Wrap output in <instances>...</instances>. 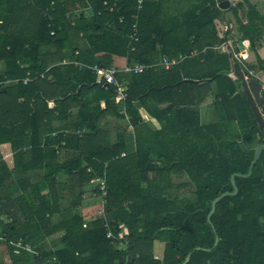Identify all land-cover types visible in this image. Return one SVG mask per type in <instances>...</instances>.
Returning a JSON list of instances; mask_svg holds the SVG:
<instances>
[{
    "label": "trees",
    "instance_id": "1",
    "mask_svg": "<svg viewBox=\"0 0 264 264\" xmlns=\"http://www.w3.org/2000/svg\"><path fill=\"white\" fill-rule=\"evenodd\" d=\"M198 1L182 25L164 26L156 0H144L139 42L130 52L136 0H0V144L18 149L11 172L0 164V185L8 196L20 192L12 200L19 216L13 214L11 222L0 223L10 264H44L52 257L59 264H124L126 256L131 264H264V151L249 178H235L237 195L220 200L210 223L207 220L212 201L232 192L230 176L247 174L254 149L264 143V128L256 124L244 93L237 91L238 81L228 79L227 67L224 76L214 70L205 83L183 81L194 78L181 71L189 64L207 62L208 49L223 41L213 24L219 15L214 1ZM103 2H114L116 7L110 12ZM76 7H89L91 16H75ZM239 10L245 11L246 23ZM230 12L239 42L249 41L264 73L256 53L258 41L264 39V16L248 0ZM180 26L184 40L178 39ZM158 47L170 60L178 52L188 56L197 51L199 57L192 62L183 59L166 70L155 66L141 74H117L118 86H124L118 104L116 86L97 83L90 69L60 65L67 59L108 68L113 57L151 65ZM213 84L216 88H211ZM202 87L203 94L194 93ZM208 95L216 112L228 119L201 125L197 108ZM68 98L81 101L77 112L65 109ZM48 102L56 107L48 109ZM141 109L159 123V129L143 121ZM236 111L237 116L232 113ZM108 117L123 121L127 117L133 134L116 125L115 139H110L103 125ZM56 122L61 126L52 128ZM234 122L240 134L233 133ZM66 152H72L71 158L59 161ZM38 170L43 173L34 174ZM152 173H182L194 197L181 199L157 187H144ZM101 179L106 189L105 218L86 223L79 208L83 197L99 194ZM104 221L115 234L118 225L127 228L126 251H118L106 238ZM57 231L63 232L61 246L45 251L42 242ZM9 242L30 245L41 260L26 251L15 253ZM156 242L163 245L160 259H154Z\"/></svg>",
    "mask_w": 264,
    "mask_h": 264
},
{
    "label": "crops",
    "instance_id": "2",
    "mask_svg": "<svg viewBox=\"0 0 264 264\" xmlns=\"http://www.w3.org/2000/svg\"><path fill=\"white\" fill-rule=\"evenodd\" d=\"M213 1L215 3V8L218 9L215 0H213ZM239 1L240 0H237V4L240 3ZM248 1L255 7V3H253L251 0H248ZM199 4H200V1H198V0H156V5L159 6L158 7L159 8V12H158L159 13V19H160V22L164 26L170 25V23H172V22H173V24L178 23L179 25H182V21L184 19V16H187L191 12V10L193 11L194 8ZM255 8L257 9V7H255ZM210 9L212 10L213 13L216 12V10L213 7H210ZM218 11H219V13H218L219 15L217 18H215L213 20V24H214L215 30L217 32V34H216L217 38L220 40H223V41L208 49L210 51V53H208L207 61H210L211 63H214L212 61H214V60L216 61V59L222 61L224 67L225 68L227 67V71L226 70L225 71L227 72L228 79H230L231 81H237L236 76L234 75V72H233V64L234 63L231 59V54L226 49V46H224V44L227 41H233L231 38V34L233 33V28L236 25V23H235L236 21H235L233 14L230 12V9L227 11H221L220 9H218ZM73 13L75 16H79L82 13L87 18H89L92 14L89 7H87V8L76 7L73 9ZM195 14H198V12L196 11ZM228 15L230 16L229 18L227 17ZM226 27L229 29L226 31H223V28H226ZM178 30H179L178 39L184 40L185 37L183 35V32H184L183 26L182 27L180 26V28ZM241 42L237 41L238 44H240ZM189 43H191V40L189 41ZM260 45H262V48L259 50L258 53L261 57L260 59L263 60L264 59V44H262V42H261ZM157 52L159 53V55L154 56V58H153L154 60L152 61L151 65H154V67L156 66L159 68L163 67L164 69H165V67L162 65V62L164 60H166L169 63H174V64L167 67V68H172V67L178 65V63L180 64L183 61V59H186V62H188V61L192 62V58L195 59V58L199 57L197 51L190 52L188 56L183 55L181 52H178L177 58L170 60V59H168V58H166L160 54V48L159 47L157 48ZM202 56H200V58L203 59L204 55H202ZM66 61H67V59H64L60 63V65L65 66L67 64ZM112 61H113L112 66H116L118 68H122L126 64H128L127 59L125 57H122V58L113 57ZM128 65L134 66L137 64H136V62H132L131 64H128ZM190 66H191L190 64L188 66H186V68L181 71V74L182 75L187 74V76L194 78L195 76H193V74L187 72L188 69H191V68H189ZM2 67H3V65L0 64V70L2 69ZM184 80H190V79H183V81ZM210 80H211V78L203 79V80H199L198 78H194L192 81H197L196 83H205L206 81H210ZM190 88H192V87H190ZM95 91H96V87L91 90L92 93ZM177 91L179 92V90H177ZM208 96L210 97V95H208ZM208 96H206L205 99L210 100L209 98H207ZM204 100L201 104L198 105L197 109L199 112V118H200L201 125H208L210 123H203V119L207 118L206 116L209 114V111L212 113V112H216V110H215L214 105H212V110H210V108L208 109V107L204 104L205 103ZM115 103L118 104L120 102H116V100H115ZM64 106L68 112L75 113L80 108L81 101H76V100L68 98L67 100H65ZM204 106H206V107H204ZM55 107H56V104H54V102H48V109L52 110ZM140 114L142 115L143 121L145 123H148L150 125V127H151V125H153V126L156 125L158 128L160 127L159 123L155 119L148 116L144 110L141 109ZM111 119H116V118L108 117L103 122V125L105 124V122H107V124H108L109 123L108 121H110ZM120 121H123V120H120ZM125 121H127V120H125ZM60 126H61V124H59L57 122L52 124V128H56V127H60ZM125 126L127 127V132L129 134H131V133L133 134V130H132L131 126L128 125V122H126ZM56 132L57 131H54L51 134L54 136L53 133H56ZM114 139H115V136L112 140H114ZM43 142H44V133L40 129L38 131V143L42 144ZM26 146H28V145H26ZM28 147H30V146H28ZM27 149L28 148H23L22 151L23 152L28 151ZM17 153H18V149L13 148L10 143L0 144V164L1 163L4 164V167H5L7 172H11L13 170ZM72 155H73L72 152H66V154L64 153V156L59 158V161L69 159V158H71ZM42 173H43L42 170H38V171L34 172V174H38V175H41ZM18 195H20V192H15V193H12L10 196H8L7 192L5 191L4 186L2 187L0 185V198H4V200H3L4 205L2 207V212L0 215V223L1 222H11V219H12L11 215H13V214H16L17 216H19L20 212L18 210V207H17V205H13L14 202L12 201ZM52 236L47 237L45 240L49 241V240L53 239ZM44 241L42 242L41 246L45 251H48V250H46V247L44 246ZM18 243H20V242H18ZM25 245H28V244H25ZM28 246H30V245H28ZM49 246H51V244H49ZM30 248H31V246H30ZM56 248H53V250H51V251L56 250ZM31 249L35 252H39L37 250H34L33 248H31ZM22 251L23 250H19L18 252L15 251V253L19 254ZM153 252H154V259L162 258L163 245L161 246L156 242L154 244V247H153ZM27 253H29V252H27ZM7 262H9V263H7ZM0 264H10L7 246L3 243V241H0Z\"/></svg>",
    "mask_w": 264,
    "mask_h": 264
},
{
    "label": "rangeland",
    "instance_id": "3",
    "mask_svg": "<svg viewBox=\"0 0 264 264\" xmlns=\"http://www.w3.org/2000/svg\"><path fill=\"white\" fill-rule=\"evenodd\" d=\"M253 3H255V7H257V11L264 16V0H251ZM241 2V0L239 1ZM245 11L244 10H239L238 12V16L239 18L243 21V23H246V19H245V15H244ZM228 18L230 17L229 15L227 16ZM234 19V18H233ZM236 23V22H235ZM231 38H232V48H229L228 51L231 53L232 50L235 48L236 45H238L237 41H239L241 39L240 33L238 32V26L237 24L234 26L233 28V33L231 34ZM262 42V44H264V39L258 41V47L256 50L257 55L260 57L259 55V50L262 48V45H260ZM250 50V48H249ZM251 51V50H250ZM261 58V57H260ZM231 59L233 61V63H236L237 61L234 59L233 55L231 54ZM214 63L211 62H201V64H197V65H193L190 66L187 72L193 74V76H195L194 78H198V79H209V77L213 74L214 70L215 71H219L220 73H222L223 75V71L225 69L223 62L220 60L216 61H212ZM222 62V63H221ZM247 67L253 71L254 73V77H256V79H258V81L260 82L263 90H264V73L260 70V66L258 65V62H252L251 64H248ZM227 71V70H226ZM221 82V81H220ZM216 84H213L211 86V88L215 87ZM205 88V87H204ZM204 88H198L197 91H195L194 93H198V95L203 94ZM216 88V87H215ZM200 89V90H199ZM187 90H189V88H185L184 91L187 92ZM194 91V90H193ZM199 91V92H198ZM237 91H241L240 86L237 88ZM181 96H183L181 94ZM207 98H209L210 100L205 99L204 100V104L208 107V109L210 108V110H212V105H214V99L210 96H208ZM242 103L245 106V108L247 109V111L249 112L250 110H248L246 102L243 99V96L241 97ZM204 106V107H206ZM250 108V105H249ZM233 114H235L237 116V114H240V112L238 113L237 111ZM232 114V115H233ZM207 118L203 119V123H212L216 120H218L217 118H219V121L221 119H228V115L224 114L222 111H218V112H210L209 114L206 116ZM264 119V117H263ZM127 120V119H126ZM109 123L107 124V122H105V127L107 128V130L109 131V138L113 139L116 131L114 130V126L119 125L120 127H125L126 122L127 121H120L118 119H111L110 121H108ZM160 126V125H159ZM234 130L232 129L233 133L235 134H240V128L237 126V123L234 122ZM152 129H159L156 125H151ZM246 131H244V133L242 132L241 136L244 137ZM132 134V133H131ZM239 144L240 141L238 142ZM251 147H254V144H252ZM182 173H170V174H162L160 173L159 175L152 173L149 178H150V182L148 184H144L143 186H153L154 188H160L163 189V191H165L166 193L175 195L180 197L181 199H191L194 197V193L190 190V188L192 186L189 187V183L187 178L184 176H181ZM191 185V184H190ZM104 206V203L98 198V196H91L89 198H83V202L79 208V211L81 213V216L83 217L84 221L86 223L94 220L97 218L96 215H98V212L100 211V207ZM59 217H55L54 221H58ZM63 232L62 231H57L54 233V235L52 236L53 239L47 241H44V246L46 247V250L51 251L53 250V248L56 247H60L61 243V237H62ZM159 245L162 246L161 243L157 242ZM49 244H51V246H49ZM9 263V262H7ZM35 264V263H33Z\"/></svg>",
    "mask_w": 264,
    "mask_h": 264
},
{
    "label": "built area",
    "instance_id": "4",
    "mask_svg": "<svg viewBox=\"0 0 264 264\" xmlns=\"http://www.w3.org/2000/svg\"><path fill=\"white\" fill-rule=\"evenodd\" d=\"M230 7H235L237 5V0H228ZM143 2L144 0H136V13L132 16V18L134 19V23L132 25V32L129 35V51H134L135 50V46L134 44L139 42V35H138V18H139V13L141 12V10L143 9ZM103 6L106 7V9L108 11H113L116 7V4L113 2L112 4H109L108 2H103ZM229 28H223V31L228 30ZM51 34H53V32H51ZM232 41H227L224 46H226V49L228 50L229 48H232ZM249 48H250V43L248 40H244L242 41L240 44L236 45L235 48L232 50V52L230 54L233 55L234 59L237 61V63L240 65L241 70L243 71L245 78L248 77H254V73L252 70H250L247 67V63H245V60L248 58V54H249ZM229 52V51H228ZM67 62V61H66ZM74 64L75 66L81 68H87L90 69L97 78V83H105L107 85H112V86H116L117 87V96L115 98L116 102H121L123 99V93H124V86H118L117 80H116V75L119 73H132V74H141L151 68L154 67V65H144V64H137L134 66L128 65L126 64L124 67L122 68H118L116 66H111L108 68H104L98 65H94V66H85L82 64H79L77 62H67V64ZM174 63H169L166 60H164L162 62V65L167 68L168 66L172 65ZM30 79H25L23 81L24 84H26ZM1 85V82H0ZM126 119H128L126 117ZM125 156L124 153L121 154V157ZM89 171V170H88ZM97 181H91V183H95ZM98 191L99 194L93 192L92 196H98V198L104 203V206L100 207V211L98 212L97 218H101L104 219L105 218V200L104 197L106 196V189H105V180L101 179V181L98 184ZM84 198V197H83ZM89 198V197H88ZM85 199V198H84ZM104 226L107 229V233H106V238L110 241H112V243H115V248L118 251H126L128 248V230L127 228L120 224L118 225V230L116 232V234L114 232L111 231L109 224L107 223V221H104ZM5 237H0V241H4ZM9 245H13L16 248V252H18L19 250H23L26 252L31 253L32 255H34L37 259L41 260V255L39 252H35L33 251L30 246L28 245H22L20 243L17 244H13L11 242H9ZM45 264H59L58 261L56 260L55 257H52L50 260L45 261ZM124 264H131V259L129 256L125 257V262Z\"/></svg>",
    "mask_w": 264,
    "mask_h": 264
},
{
    "label": "water",
    "instance_id": "5",
    "mask_svg": "<svg viewBox=\"0 0 264 264\" xmlns=\"http://www.w3.org/2000/svg\"><path fill=\"white\" fill-rule=\"evenodd\" d=\"M218 9L221 11H227L230 9V4L228 0H215ZM252 62H256V54L253 51H249L248 58L245 60V63L251 64ZM262 64L264 66V59L262 60ZM233 72L236 76V80L239 83V86L244 93L247 102L250 105V109L253 114V118L260 129L264 128V94L262 95L263 88L256 79V77H248L245 78L243 71L240 68L238 63L233 64ZM184 81H192V80H184ZM197 82V81H193ZM264 151V143L259 144L253 152V159L249 165L247 174H239L234 173L230 176V184L232 187V192H224L217 198H215L211 203V210L207 216V220L210 223V217L215 212V208L217 203L225 197L228 196H236L238 193V188L235 182V178H249L252 174V169L256 165L259 160L262 152ZM218 239H215L214 247L217 245ZM190 254L187 256L185 263L189 260Z\"/></svg>",
    "mask_w": 264,
    "mask_h": 264
},
{
    "label": "flooded vegetation",
    "instance_id": "6",
    "mask_svg": "<svg viewBox=\"0 0 264 264\" xmlns=\"http://www.w3.org/2000/svg\"><path fill=\"white\" fill-rule=\"evenodd\" d=\"M264 94V90H263V92H262V95Z\"/></svg>",
    "mask_w": 264,
    "mask_h": 264
}]
</instances>
